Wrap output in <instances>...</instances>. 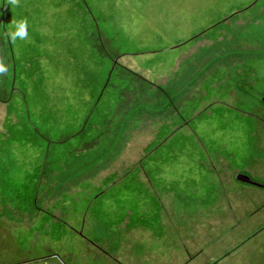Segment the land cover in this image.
I'll use <instances>...</instances> for the list:
<instances>
[{"label":"rangeland","instance_id":"1","mask_svg":"<svg viewBox=\"0 0 264 264\" xmlns=\"http://www.w3.org/2000/svg\"><path fill=\"white\" fill-rule=\"evenodd\" d=\"M4 5L0 263L264 264V188L236 178L264 183V0ZM156 85L175 107L110 144Z\"/></svg>","mask_w":264,"mask_h":264},{"label":"trees","instance_id":"2","mask_svg":"<svg viewBox=\"0 0 264 264\" xmlns=\"http://www.w3.org/2000/svg\"><path fill=\"white\" fill-rule=\"evenodd\" d=\"M256 70V69H253ZM242 94L248 95V89L247 87H240ZM180 90V89H179ZM264 94V92H263ZM254 95V94H253ZM263 96L261 95L260 97H257L255 95V98H258L259 101L264 103L263 100ZM137 106H134V108H138L137 111H135V109H133L134 113L130 111V113H125L124 116L122 117V119L120 118L117 123L113 126L112 128V134H111V138L109 140V143H113V141H117V143H119V145L121 146L126 138V133L127 131L133 126L135 125V123L137 121H139L142 118H149V117H166L168 115V113L171 111V107L174 105L175 107V96H170L169 91L167 90L166 87H164L163 85H156V90L155 92H150V94H148L145 98L140 99L139 101L136 102ZM9 114L7 113V116ZM116 143V144H117ZM151 145V144H149ZM111 146L106 147V153L109 154L110 152V148ZM119 147L116 150L117 152L113 155H111V157L115 156L118 152H119ZM149 152V151H148ZM110 155V154H109ZM68 161L69 159H71V155H69L67 157ZM110 160L112 158H109ZM108 160V162L110 161ZM84 164H86L84 162ZM88 166V161L87 164ZM82 167L80 170H84L87 169V166ZM103 167V166H101ZM99 171V168H98ZM118 173V171H115L114 173H112L111 175H108L105 178L106 182H111L114 178V176H116V174ZM33 194H34V207L39 209L38 205L36 204V196L38 193V185L35 186V188L32 190ZM30 202V201H28ZM30 214L31 216H33L31 210H30ZM32 218V217H31ZM30 218V219H31Z\"/></svg>","mask_w":264,"mask_h":264},{"label":"clouds","instance_id":"3","mask_svg":"<svg viewBox=\"0 0 264 264\" xmlns=\"http://www.w3.org/2000/svg\"><path fill=\"white\" fill-rule=\"evenodd\" d=\"M20 5V0H5L6 7L11 6L12 8L18 7ZM11 26L15 29L14 31L9 28L5 31V35L11 41H15L17 38L24 39L27 37V21H11ZM8 72V66L4 62V57L0 55V75L6 74Z\"/></svg>","mask_w":264,"mask_h":264},{"label":"water","instance_id":"4","mask_svg":"<svg viewBox=\"0 0 264 264\" xmlns=\"http://www.w3.org/2000/svg\"><path fill=\"white\" fill-rule=\"evenodd\" d=\"M263 100H264V96H263ZM236 178L241 181V182H244V183H247V184H251V185H255V186H258V187H261V188H264V183H261L255 179H253L249 174L247 173H244V172H239L237 175H236ZM221 259V258H220ZM220 259H217L215 261H213L211 264H217L219 262Z\"/></svg>","mask_w":264,"mask_h":264},{"label":"flooded vegetation","instance_id":"5","mask_svg":"<svg viewBox=\"0 0 264 264\" xmlns=\"http://www.w3.org/2000/svg\"><path fill=\"white\" fill-rule=\"evenodd\" d=\"M263 228H264V227H263ZM263 228H262V229H263ZM262 229H261V230H262ZM259 231H260V230H259ZM257 232H258V231H257ZM257 232L253 233L252 236H254ZM233 250H234V249H233ZM230 252H231V251H230ZM230 252H229V253H230ZM0 264H25V262H24V261H20V260H19V261H16V260L13 261V260H12V261H9V262H8V261H7V262H6V261H5V262H1ZM217 264H218V263H217Z\"/></svg>","mask_w":264,"mask_h":264}]
</instances>
